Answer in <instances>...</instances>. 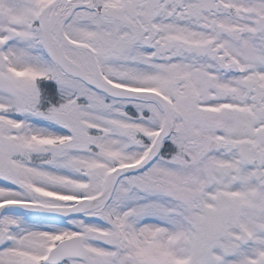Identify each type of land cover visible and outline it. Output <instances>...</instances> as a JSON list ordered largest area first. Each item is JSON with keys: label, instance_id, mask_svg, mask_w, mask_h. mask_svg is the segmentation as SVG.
<instances>
[{"label": "rangeland", "instance_id": "rangeland-1", "mask_svg": "<svg viewBox=\"0 0 264 264\" xmlns=\"http://www.w3.org/2000/svg\"><path fill=\"white\" fill-rule=\"evenodd\" d=\"M48 1L0 0L3 36H8L7 40L16 36L7 48L0 45V162H4L5 168L0 175V204L17 198L40 199L50 205L71 204L73 199L95 195L102 189L101 177L109 173L114 159L123 161L137 154L136 159L142 157L143 142L136 139V133L155 136L161 124L162 112L155 102L108 98L64 74L49 61L38 43L39 29L35 24ZM143 1L139 19L144 30L141 35L102 15L95 19V12L67 9L71 16L61 17L63 32L73 43L68 47L70 53L80 60L84 69L92 72L97 66L101 77L157 92L159 85L180 80L178 83L186 85L177 91L178 105H184L181 99L186 100L185 91L191 78L192 55L188 48L201 39L208 46L213 41L212 58L206 60L213 67L209 75L212 81H217L222 72V90L231 94L232 99L234 93L245 90L243 83L247 80L264 83V0H204L210 5L199 9L194 8L198 0ZM158 4L163 5L161 13ZM172 38L179 39L174 50L176 59L161 63L154 43ZM95 51L96 65L92 59ZM216 52L221 53L224 61L220 72L214 69ZM47 70L57 79L59 90L79 89L76 106L57 104L35 110L37 92L32 84L37 75ZM208 95L215 97L217 92L212 89ZM226 116L223 125L230 120L229 113ZM119 189L122 193L116 194L101 210L105 215L100 219L102 222L93 221V212H87L82 224L74 225L73 229L61 220L22 209L4 210L0 217V264H45L43 257L49 249L75 230L86 235L90 255L84 260L70 259L59 264H109L108 253L104 252L107 248L100 249L94 244L101 242L99 235L110 231L111 225L118 228L129 225L125 218L111 219L118 209L116 201L129 203L133 187ZM118 213L122 215L121 211ZM131 229L135 235L136 230ZM160 247L158 243L155 260L158 264H168L169 259L163 258L167 254L164 250L160 253Z\"/></svg>", "mask_w": 264, "mask_h": 264}, {"label": "flooded vegetation", "instance_id": "flooded-vegetation-1", "mask_svg": "<svg viewBox=\"0 0 264 264\" xmlns=\"http://www.w3.org/2000/svg\"><path fill=\"white\" fill-rule=\"evenodd\" d=\"M129 1L132 0L100 4L99 0H93L92 4L80 8L91 9L96 19L105 8L119 7ZM144 2L138 0L137 17L130 24L123 23L128 30L142 34L139 19ZM202 5L210 3L198 0L194 8L199 9ZM162 6L157 5L160 13ZM38 27L40 34L37 37L51 61L46 39L52 51L57 50L52 44L60 47L67 41L56 26L43 29L40 23ZM4 33L0 29V37ZM11 37L9 40L3 37L4 48L16 38ZM178 43L179 39L175 38L157 40L159 62H174ZM212 43L209 41L208 46L206 40L199 39L198 43L189 45L191 78L185 91L188 94L186 100L181 99L184 105H178L177 91L186 84L173 80L158 86L171 109V130L149 167L121 173L115 185L111 200L122 193L120 187H133V190L129 203L116 201L118 209L112 215L114 219L117 216L121 220L125 218L129 225L125 228L111 225L109 232L115 233L114 243H103L100 234L102 241L94 244L100 249L107 248L104 252L108 253L109 264H158L155 260L158 243L162 246L160 253L164 250L167 254L163 258L169 259L168 264H264V90L253 92L243 83L245 90L234 93L235 99H232L231 94L222 90L224 80L220 71L224 61L218 52L213 55L214 69L221 75L217 81H212L209 74L213 67L206 61L212 58ZM23 54L32 58L27 52ZM161 69L165 71L163 65ZM32 86L35 92L43 91L45 97L51 96L49 85L34 83ZM212 89L217 92L215 97L208 95ZM69 91L71 93L59 92L76 97V88ZM211 106L216 109H210ZM158 107L162 112L159 125L162 128L165 118L163 108ZM227 113L230 120L223 125ZM147 145L145 143L141 151L146 150ZM137 156L126 157L123 161L114 159L113 165L134 163ZM12 173L20 183L16 171L12 169ZM211 209H219L223 215H207ZM120 211L122 215L118 213ZM48 216L63 220L69 229L79 227L83 221L82 217ZM214 216L221 217L218 232H212L211 218ZM131 227L136 230L135 235ZM89 255L88 251L86 257Z\"/></svg>", "mask_w": 264, "mask_h": 264}, {"label": "water", "instance_id": "water-1", "mask_svg": "<svg viewBox=\"0 0 264 264\" xmlns=\"http://www.w3.org/2000/svg\"><path fill=\"white\" fill-rule=\"evenodd\" d=\"M57 4H58V0L47 5V7L45 8V11H47L51 5L55 7ZM135 7H136V3L133 2V3L127 4L123 8L109 9L107 11V14L113 15V16L120 18V19H125L123 16L124 9L125 8H128V9L132 8L131 10H135ZM68 62H69L68 63L69 70L71 73L81 77L82 79H84L88 83H92V84L99 86L100 88H102L103 90H106L110 94L120 96V97L148 96V97H151L155 100H159V101L161 100L160 96L157 93L150 91V90H132V89L118 90L116 88L111 87L110 85H107L104 82H98V81L88 77L82 71V69L80 68L79 65H77L74 62H71L69 59H68ZM165 111H166V123H165L164 130L161 132V135L155 141L154 147H153L152 151L150 152L149 159L147 162L151 161L154 158V156L158 152V149L160 146L159 143L161 142L163 137H165L168 133V126L170 124L171 115H170L169 108L166 104H165ZM145 164L146 163L133 165V166L132 165L131 166H125L121 169L132 170V169L139 168ZM0 172H1V167H0ZM117 177L118 176L116 175V172H114L112 174V176L108 179V181L105 185V188L100 195H98L96 197L86 198L85 202L82 205H79L76 207L59 208V207H54V206H45V205L40 204V203H16V204L24 205L26 207H29L31 209H34L38 212H43V213L66 215V216L78 215L81 212H83V211H85L91 207H95L96 203H98L100 201H104L107 198V196L112 192L114 184L117 180ZM9 204H15V203H9ZM7 205L8 204L1 206L0 211L3 207H5ZM85 252L86 251H85V248L83 246V237L81 235H75V236L65 238V239H62L61 241H59L57 243V245L51 249L46 260H47V262H51V263L59 262L67 256L82 257L85 254Z\"/></svg>", "mask_w": 264, "mask_h": 264}]
</instances>
